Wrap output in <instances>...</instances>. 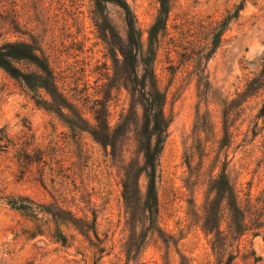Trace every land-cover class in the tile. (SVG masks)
Masks as SVG:
<instances>
[{
	"label": "rangeland",
	"instance_id": "obj_1",
	"mask_svg": "<svg viewBox=\"0 0 264 264\" xmlns=\"http://www.w3.org/2000/svg\"><path fill=\"white\" fill-rule=\"evenodd\" d=\"M113 1L159 93L150 212L148 107ZM9 43L50 77L0 67V264H264V0H0Z\"/></svg>",
	"mask_w": 264,
	"mask_h": 264
},
{
	"label": "trees",
	"instance_id": "obj_2",
	"mask_svg": "<svg viewBox=\"0 0 264 264\" xmlns=\"http://www.w3.org/2000/svg\"><path fill=\"white\" fill-rule=\"evenodd\" d=\"M122 11L123 13V21L126 28L127 33V43L128 46H131L132 49L135 51L134 56L131 55V52L129 53V64L131 65V73L134 75V78L139 79L140 90L143 91V102L148 107L146 109V113H149V117L147 118V121L145 123V127H143V136L148 139V145L144 149L143 154V165L145 170V177L147 179V186H146V192H145V208L147 212H150L152 209V203L155 201L154 197V175H155V164L157 161L158 153L161 149V143H162V135H163V129L161 126V121L159 116L156 114V108L158 107V100H159V93L156 91L154 87H151V90L145 91V79L148 76L145 71V63L141 60L140 65L142 66L141 72L137 71L136 68H134V63L136 61L140 60L138 58V51H137V42L135 40V29L132 24V20L130 19V13L126 5L120 4L117 1H113ZM164 0H160V4L162 5ZM160 10L162 13V7L160 6ZM7 48H13V51L8 53H0V67L4 68L6 72L14 77L19 78L26 84H28L27 79L23 77L15 68L9 67L6 65V62L4 61L5 57H11V58H20L25 59L29 62H32L35 64L46 77H50V73L48 69L44 66V64L41 62L42 60L40 57H38L32 49L26 44H19V43H12L6 45ZM4 48H0L2 50ZM136 70V71H135ZM135 82V81H133ZM146 97V98H145ZM96 121V128H98L103 135L98 134L100 137H105L106 131H108V125L106 121H101L99 118L94 119ZM105 133V134H104ZM97 135V133H96ZM152 141V142H151ZM98 252H100V249H98Z\"/></svg>",
	"mask_w": 264,
	"mask_h": 264
}]
</instances>
